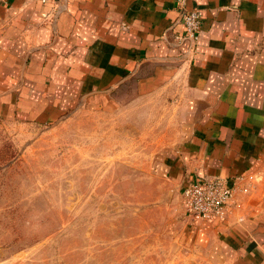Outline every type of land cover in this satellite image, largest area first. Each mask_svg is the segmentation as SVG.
<instances>
[{
	"label": "crops",
	"instance_id": "crops-1",
	"mask_svg": "<svg viewBox=\"0 0 264 264\" xmlns=\"http://www.w3.org/2000/svg\"><path fill=\"white\" fill-rule=\"evenodd\" d=\"M176 2L0 0V117L152 102V170L181 197L196 178L255 174L224 220L186 216L183 243L210 264H264V0H185L202 11L194 42Z\"/></svg>",
	"mask_w": 264,
	"mask_h": 264
},
{
	"label": "rangeland",
	"instance_id": "rangeland-1",
	"mask_svg": "<svg viewBox=\"0 0 264 264\" xmlns=\"http://www.w3.org/2000/svg\"><path fill=\"white\" fill-rule=\"evenodd\" d=\"M147 108L0 117V264H210L182 241L180 190L152 170L164 133Z\"/></svg>",
	"mask_w": 264,
	"mask_h": 264
},
{
	"label": "built area",
	"instance_id": "built-area-1",
	"mask_svg": "<svg viewBox=\"0 0 264 264\" xmlns=\"http://www.w3.org/2000/svg\"><path fill=\"white\" fill-rule=\"evenodd\" d=\"M45 2L47 0H40ZM54 3L59 0H52ZM179 21L183 27L181 38L196 41L200 34L202 11L197 6L188 8L185 0H177ZM255 174L248 172L231 179L223 176H206L193 179L182 191V202L186 215L192 220H224L239 191L253 187Z\"/></svg>",
	"mask_w": 264,
	"mask_h": 264
}]
</instances>
